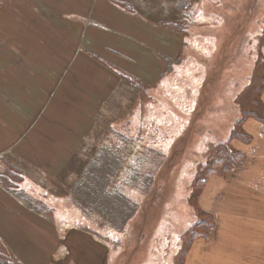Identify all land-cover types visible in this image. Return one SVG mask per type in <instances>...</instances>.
Here are the masks:
<instances>
[{
    "label": "rangeland",
    "instance_id": "obj_1",
    "mask_svg": "<svg viewBox=\"0 0 264 264\" xmlns=\"http://www.w3.org/2000/svg\"><path fill=\"white\" fill-rule=\"evenodd\" d=\"M78 1L84 4L87 0H0V62L22 57V62L26 63H48L52 74L46 76L43 74L46 72L39 71V90L41 86L44 90H51L59 79L51 101L45 104V95L38 96L37 105H33L31 111L34 113L38 109L37 113L41 112L39 119L35 121L36 113L32 121L37 129L49 134L55 147L66 146L68 140L75 141L78 133H69L70 126L75 125L79 130L84 119L64 118L63 112H67L69 105L70 110L77 113L82 106L92 112L95 97L86 90L89 86L85 87V84L95 76H101L90 74L85 66L78 67L79 56L74 58V52L75 55L79 53V26L68 28L63 14L82 22V26L92 23H85L87 18L82 13H68L82 7L74 6ZM109 1L126 11L134 10L147 20L144 23L148 26L162 27L164 24L168 32L182 36L185 41L182 51L174 57L167 56L166 77L162 75L165 78L161 77V84L152 86L143 80L133 83L134 78L130 81L123 72L108 68L107 61L87 53L90 52L89 46L82 48L90 59L119 75V82L116 87L115 84L112 86L111 95L103 102V117L87 118L88 125L79 133L87 135L86 149H79L73 156L78 148H71L72 162L65 166L63 174L76 177L71 183L66 181V176L50 182L32 173L29 164L52 152L44 146L31 150L34 145L31 142L42 137L21 134L16 127L14 114H19L16 107L20 105L21 93L11 99L12 110L5 107L2 93L7 88L6 93L13 96L15 89L3 80L6 75L9 80L14 71H6L0 63V187L47 216L51 214L42 207V202L52 205L57 223L78 225L79 211L86 212L89 207L71 187L79 181L82 170L90 165V159L98 152L105 153L103 149L114 146L117 143L114 140L121 135L130 143L118 145V150L126 151L129 159L141 154L140 162H144L147 170L154 174L147 193L136 187L123 188L131 197L130 205L135 206L132 215H136L124 232L123 240L113 241L112 245L110 238L104 239L110 250H107L108 264H181L189 252L191 227L205 219L199 215L196 206L197 194L212 177L220 190L237 189L225 185L222 180H228L246 162L247 153L242 146L252 145L255 136L252 135L247 142L248 138H243L241 133L250 135L246 129L248 120L264 124V0ZM20 8L28 18L33 16L32 28L38 29L39 38L23 35L26 23L20 22ZM31 10L37 14H32ZM10 42L14 43L12 50L4 57L5 47ZM35 72L27 68L21 73L34 75ZM22 86L26 88V84ZM68 92L71 102H67ZM43 106L45 108L41 110ZM145 107H148L147 115L142 113ZM245 115L252 116L244 118ZM241 119L244 122L239 128ZM92 123L91 128H94L88 133ZM235 128L238 136L231 141V148L244 153V163L229 175L207 174L204 184L196 187L197 178L200 183L205 179L201 169L207 162L209 150L224 144ZM123 137L117 141H126ZM41 142L44 141L38 143ZM134 146L138 149L131 156L133 149L130 148ZM146 150L158 151L163 160L154 163L148 152L146 159V155L143 156ZM23 176L27 177L21 183ZM118 185L116 183L114 187ZM75 188L81 190L84 185L76 184ZM36 190L44 191L45 196L37 199ZM96 201L98 204L102 202L100 199ZM97 207L102 208L101 205ZM211 219L213 231L216 224L213 216ZM58 228L62 232V228ZM8 256L0 243V264Z\"/></svg>",
    "mask_w": 264,
    "mask_h": 264
},
{
    "label": "crops",
    "instance_id": "obj_2",
    "mask_svg": "<svg viewBox=\"0 0 264 264\" xmlns=\"http://www.w3.org/2000/svg\"><path fill=\"white\" fill-rule=\"evenodd\" d=\"M79 5L82 7L79 8ZM74 6L79 9L68 13L71 15L82 13L87 18L85 23L92 21L82 26V22L71 20L69 15L62 16L68 21L66 23L68 28L79 26L78 38H81L77 44L79 53L75 55L74 52V58L79 56L78 67L85 66L90 74L101 75H93L94 79L85 84V87L89 86L86 90L95 97L92 112L84 110L82 106L77 113L70 110V105L67 109L68 113L63 112L64 118L84 119L79 130L75 125L70 126L69 133H78L75 141L68 140L66 146L55 147L56 144L49 139V134L37 129L34 123L41 114V112L37 113L38 109L31 113L32 106L37 105V97L45 95L44 99L47 98L45 104H47L59 86L58 79L55 86L53 88L51 86V90L48 88L44 90L42 86L39 90L40 81L37 78L39 71L46 72L43 73L46 76L52 74L49 73L52 69L48 63H26L22 62V57L0 62L6 71L7 69L14 71L9 80H6L8 75L3 80L9 87L15 89L13 96L6 93L7 88L2 93L5 107L12 110L11 99L18 92L21 93L20 105L16 107V112L19 110V114H14L16 127L21 134H35L37 137H42L38 138L39 141L31 142L34 144L30 147L31 150H38L44 146L52 152L40 156L41 158L36 159L34 164H29L32 173L50 182L62 180L61 178L66 176L63 174L65 166L72 162V147L78 148L73 152V156L78 154L79 149H86L87 135L79 134L88 125L86 119L93 117L95 120L97 116L103 117V102L111 95L112 86L115 84L116 87L119 82V75L108 68L112 67L115 71L123 72L130 81L134 78L133 83H140L143 80L146 84L159 86L162 75L166 77L167 56L177 55L178 51H182L185 43L182 36L164 29L163 23L162 27L148 26L144 23L147 20L137 15L134 10L126 11L109 0H87L84 4L78 1ZM31 12L34 13L32 10ZM19 19L20 22L26 23L22 29L25 37L39 38L38 29L32 28V15L28 18L25 13L22 14L20 8ZM13 44L10 42L5 47L4 57L9 55ZM84 46H89L87 49L90 52L84 51L82 49ZM85 52L107 61L108 68L90 59L84 54ZM27 68L34 69L35 74L21 73L22 69ZM22 84H26L25 89ZM69 97L70 92L67 102H71ZM120 105L123 106L122 103ZM44 108L45 106L41 110ZM142 113L147 115L148 107H145ZM34 114L36 118L33 122ZM255 121L248 120L246 125L249 134L255 136L252 145L242 146V150L247 153L246 162L240 169L234 171L228 180H222L225 185L237 189L220 190L217 188L215 177H212L198 195L197 207L203 213L214 217L216 227L207 238L192 239L183 264H264V124L259 125L260 122ZM92 125L93 123L88 127V133L94 128V126L91 128ZM40 141L44 142L38 143ZM26 177L23 176L21 183ZM75 180V176H66L68 183ZM41 190H36V198L39 200L45 196V192ZM101 193L90 191L92 204L88 211H79L81 218L78 219V225H71L63 221L59 223L55 221L53 216L55 208L52 205L42 202V207L51 214L47 216L28 207L12 192L0 187V243L17 264H108L110 250L107 249L108 243L104 239L110 238L112 242L123 240L124 232L132 220L134 222L136 214L131 215L125 222L120 220L116 224L107 223L97 212L99 209L97 206L101 204H98L96 199L101 198ZM125 196L131 200L128 194ZM58 226L62 228V232L59 231Z\"/></svg>",
    "mask_w": 264,
    "mask_h": 264
},
{
    "label": "trees",
    "instance_id": "obj_3",
    "mask_svg": "<svg viewBox=\"0 0 264 264\" xmlns=\"http://www.w3.org/2000/svg\"><path fill=\"white\" fill-rule=\"evenodd\" d=\"M110 68L112 69V67ZM248 113L247 110L246 114ZM246 116L251 117L252 115H245L244 118H247ZM243 122L242 119L239 121V128H241ZM235 130H237V128L232 131L228 140L224 144H220L217 148H211L209 150L210 152L207 162L203 166V169H201L202 172H204L205 179L200 183L198 180L199 178H197L195 181L196 187H198V184H204V181H206L208 176L207 174L229 175L236 167L244 163V153L235 151L231 148V141L234 139V136H238V132H235ZM245 134V132L241 133L243 138H248L247 142L250 138L252 139L251 135ZM122 137L123 136L120 135L119 138L114 140V142H117L114 146L111 145L108 148H104L103 150H106L105 153H96L92 159H90V165L82 170V174L80 173L79 181L77 180L71 187L75 190V195H77L84 204H88V207L92 204L90 191H96L97 194L102 192L100 198L102 201V208L97 209V212L109 224L119 223L120 220L125 222V220H127L135 211V206L130 205V199L125 196L126 194L123 191V188L136 187L138 190L142 191V193H147L149 192V187L151 186L154 174L150 170H147L149 168L147 166L145 167L144 162H140V159L142 158L141 154H133L135 149H138L137 147L134 146L133 148H130L133 149L131 152V156L134 155L133 159L127 158L126 151L120 152V150H118V145L124 146L130 143L125 137L123 138L126 139V141L118 142L117 140L122 139ZM147 152L151 154L149 156L154 163L158 160L161 161L164 158L161 153L155 150H146L143 156H145ZM145 158L147 159V155ZM84 170L86 171L84 172ZM116 183L119 185L114 187ZM76 184L84 185V188L77 190V188H75ZM200 192L201 191L197 194V197ZM197 209L200 212L199 215H202V218L205 219L204 221H197V223L191 227L189 232L191 237L190 242L192 239L199 236L200 238H207L214 228V223L211 219L212 216L203 213L198 207ZM109 215L111 216L108 217ZM200 233H202V235H199ZM2 261V264H17L10 256L3 258ZM181 264H183V262H181Z\"/></svg>",
    "mask_w": 264,
    "mask_h": 264
}]
</instances>
